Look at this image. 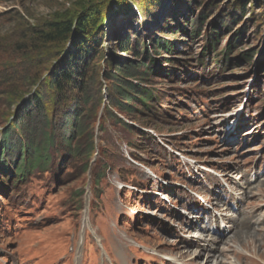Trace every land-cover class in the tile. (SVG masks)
<instances>
[{"label":"rangeland","instance_id":"374dc122","mask_svg":"<svg viewBox=\"0 0 264 264\" xmlns=\"http://www.w3.org/2000/svg\"><path fill=\"white\" fill-rule=\"evenodd\" d=\"M235 1L181 0L148 21L133 6L128 22L110 18L109 35L126 32L150 52L149 35L172 41L159 57L164 70L144 84L159 100L125 118L133 131L107 120L96 129L101 141L85 173L67 162L16 190L2 173L0 264H264V0H245L223 20L213 49L204 36ZM113 2L0 0L5 79L22 77L39 24L95 4L110 17ZM191 25L199 33L182 31ZM102 46L135 58L113 50L110 36ZM13 111L0 97V131Z\"/></svg>","mask_w":264,"mask_h":264},{"label":"trees","instance_id":"16d2710c","mask_svg":"<svg viewBox=\"0 0 264 264\" xmlns=\"http://www.w3.org/2000/svg\"><path fill=\"white\" fill-rule=\"evenodd\" d=\"M179 1L115 0L110 17L106 7L95 4L74 16L63 14L45 20L33 29L30 46L22 55L24 63L18 74L22 77L6 80L5 70L0 69V97L10 108L14 106V118L0 131V178L5 172L7 183L16 190L34 172L54 173L59 164L67 162L79 163L85 173L101 141L96 129L103 131L106 120L133 131L125 118L131 120L137 107L154 110L159 99L155 90L144 84L153 73L164 70L159 57L163 51H173V43L166 37L147 35L153 49L150 52L147 41L128 40L126 32L109 35L108 23L119 14L125 15L123 23L128 22L135 11L133 6L146 21L152 20L169 3ZM259 3L262 6L263 0H256ZM244 4L245 0L229 4L224 10L229 12L217 20L219 24L205 31L209 49L217 41V28L229 24L223 20L233 21L231 14L242 13ZM181 29L186 35L199 33L194 25ZM109 36L113 50L135 58L119 60L112 51L106 54L102 45ZM242 57L251 61L252 54ZM102 62L104 69H100ZM99 178L94 174L95 187Z\"/></svg>","mask_w":264,"mask_h":264},{"label":"bare ground","instance_id":"6f19581e","mask_svg":"<svg viewBox=\"0 0 264 264\" xmlns=\"http://www.w3.org/2000/svg\"><path fill=\"white\" fill-rule=\"evenodd\" d=\"M237 125V123H235V126ZM234 127V126H233ZM237 128V127H236ZM235 128V129H236ZM237 234H239V233H237ZM227 234L225 233V234H222V235H220V236H218V241L219 242H221V244H223L224 242H225V239L227 238ZM219 252V251H218ZM208 254V253H207ZM210 256H212V255H210ZM219 264V263H218Z\"/></svg>","mask_w":264,"mask_h":264}]
</instances>
